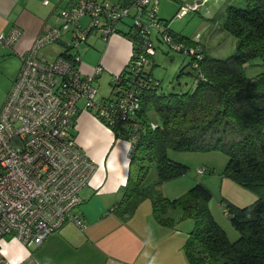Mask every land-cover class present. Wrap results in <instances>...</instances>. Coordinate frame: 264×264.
I'll use <instances>...</instances> for the list:
<instances>
[{
  "label": "built area",
  "instance_id": "2783aa9c",
  "mask_svg": "<svg viewBox=\"0 0 264 264\" xmlns=\"http://www.w3.org/2000/svg\"><path fill=\"white\" fill-rule=\"evenodd\" d=\"M67 1L51 20L43 22L20 55L19 71L0 106V264H11L2 253L7 240L37 246L67 222L85 226L75 209L95 164L76 142L75 116L81 108L113 132L115 126L126 127L130 148L135 144L141 93L145 88L159 92L158 79L149 74V54H154L150 29L171 48L202 58L197 43L172 36L167 21L157 14V0ZM199 7V2L181 3L176 15L183 17ZM84 16L89 17L85 26L81 23ZM91 30H99L105 40L122 30L133 33L128 73L123 75L128 80L119 73L112 75L111 97L98 96L94 81L101 73L99 64L92 73L79 67V45ZM20 32L18 26L0 32V44L12 47ZM52 43L63 50L49 59L39 50ZM198 63L192 65L197 79H203ZM198 172L204 173L205 167H198Z\"/></svg>",
  "mask_w": 264,
  "mask_h": 264
},
{
  "label": "trees",
  "instance_id": "16d2710c",
  "mask_svg": "<svg viewBox=\"0 0 264 264\" xmlns=\"http://www.w3.org/2000/svg\"><path fill=\"white\" fill-rule=\"evenodd\" d=\"M245 1L244 7L225 9L223 27L236 37L234 53L225 58L205 53L198 63L203 79H197L192 89L164 93L145 88L141 93L135 118L140 127L129 152L128 179L112 208L126 219L148 197L155 219L174 225L167 211L180 207L183 217L194 220L183 246L191 264H264V71L245 73L251 59L264 64V0ZM169 31L176 40H189ZM121 33L128 39L133 36L129 30ZM128 65L119 73L122 79ZM149 109L158 113L159 120L148 117ZM113 128L116 137L130 138L128 128ZM169 151L221 152L227 160L220 174L255 193L256 199L245 206L221 200L237 230L235 239L230 240L212 216L208 205L212 193L203 183L196 182L173 199L160 195L155 184L144 183L151 167L157 171L156 182L187 172Z\"/></svg>",
  "mask_w": 264,
  "mask_h": 264
},
{
  "label": "crops",
  "instance_id": "0c3cea01",
  "mask_svg": "<svg viewBox=\"0 0 264 264\" xmlns=\"http://www.w3.org/2000/svg\"><path fill=\"white\" fill-rule=\"evenodd\" d=\"M68 4L67 0H48L47 3L44 0H0V32L12 26L21 30L15 44L7 47L19 59L10 86L21 65L20 55L30 47L43 22L51 20L57 10ZM104 49V54L113 52L114 56L108 59L102 55L103 60L99 61L103 69L113 75L120 73L130 58V39L121 32L114 33ZM79 67L84 73L93 71V65L87 61L81 63L80 60ZM74 130L77 144L95 164L89 183L79 192L81 203L75 209L85 226L67 222L37 246L7 240L2 244L5 258L11 264H190L182 250L188 234L182 241L162 238L153 242L148 233L152 225L140 224L143 220L129 223L127 218L122 219L112 211L121 199L122 187L129 175V141L116 137L110 127L81 108L75 116ZM219 180L226 200L245 206L256 199L254 193L228 177L221 176ZM232 235L236 238L238 233Z\"/></svg>",
  "mask_w": 264,
  "mask_h": 264
},
{
  "label": "rangeland",
  "instance_id": "374dc122",
  "mask_svg": "<svg viewBox=\"0 0 264 264\" xmlns=\"http://www.w3.org/2000/svg\"><path fill=\"white\" fill-rule=\"evenodd\" d=\"M184 2H199L200 7L196 11H190L183 17H177L179 5ZM228 5L244 7L246 1L157 0V14L159 17L164 18L162 20L167 21L170 30L181 36L188 37L189 40L186 42L197 43L201 47L202 57L206 53L212 57L225 58L234 53L236 48V37L223 27L225 9ZM88 21L89 17L84 16L81 23L85 26ZM126 22L130 24L131 19L127 18ZM150 36L154 44V54L151 57L149 68H151L153 78L159 81L158 91L168 93L170 91L192 89L197 82V70L192 64L196 61L199 62L201 58L197 59L195 54L192 56L171 48L166 41L160 39L161 36L158 35L154 28L150 29ZM87 39V42L83 41L79 45L81 63H85L86 61L91 63L93 71L97 64L100 65L101 73L94 81L98 89V96L110 95L112 88L110 82L113 74L107 69L104 70L103 64L99 60H103L102 55L108 59H112L114 53L108 52L104 54L105 43L108 40H105L100 35L99 30H91ZM2 47L4 46L0 44V106L6 97L12 74L16 72L19 60L12 50ZM62 50L63 48L58 43H52L41 48L39 51L47 58L52 59ZM261 71H264V64L258 58L251 59L245 65V73L248 76H253ZM147 114L153 121L159 120V115L154 109H149ZM169 156L171 159L185 164L187 172L161 182H156L158 181L157 171L154 167H151L147 171L144 183L155 184L159 194L170 199L180 196L196 182L203 183L212 193V197L208 203L212 216L223 229L226 236L230 240H233L235 237L232 234H237V230L232 225L221 205L224 204L221 200L226 199L222 195L219 180L221 176L225 177L220 173L226 163L227 157L221 152L178 151H169ZM135 166L134 163L133 170ZM203 166L207 167V170L204 173L198 172V167ZM167 214L172 217L174 225H164L155 219L152 213L151 200L147 197L138 204L135 213L129 216L126 221L136 223V221L143 220L140 224L147 227L152 225L148 233L153 242H157L158 239L162 238L182 241L183 236L186 238L189 230L194 227V220L191 217H183L180 207H171L168 209ZM182 250L184 251L183 247Z\"/></svg>",
  "mask_w": 264,
  "mask_h": 264
}]
</instances>
